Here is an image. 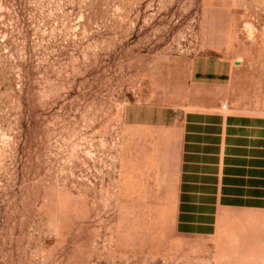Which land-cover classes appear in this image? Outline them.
Masks as SVG:
<instances>
[{
	"label": "rangeland",
	"instance_id": "1",
	"mask_svg": "<svg viewBox=\"0 0 264 264\" xmlns=\"http://www.w3.org/2000/svg\"><path fill=\"white\" fill-rule=\"evenodd\" d=\"M194 112L264 115V0H0V264H264L181 212Z\"/></svg>",
	"mask_w": 264,
	"mask_h": 264
},
{
	"label": "crops",
	"instance_id": "2",
	"mask_svg": "<svg viewBox=\"0 0 264 264\" xmlns=\"http://www.w3.org/2000/svg\"><path fill=\"white\" fill-rule=\"evenodd\" d=\"M185 136L183 214L201 203L190 199L202 196V205L211 206L213 197L218 209L264 210V115L189 113Z\"/></svg>",
	"mask_w": 264,
	"mask_h": 264
}]
</instances>
